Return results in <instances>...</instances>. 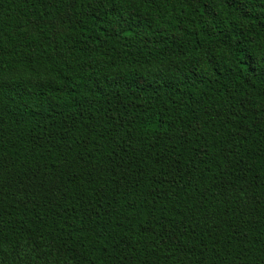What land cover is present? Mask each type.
Segmentation results:
<instances>
[{
    "label": "trees",
    "instance_id": "1",
    "mask_svg": "<svg viewBox=\"0 0 264 264\" xmlns=\"http://www.w3.org/2000/svg\"><path fill=\"white\" fill-rule=\"evenodd\" d=\"M0 264H264V0H0Z\"/></svg>",
    "mask_w": 264,
    "mask_h": 264
}]
</instances>
